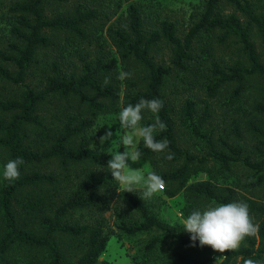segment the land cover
<instances>
[{"label":"trees","instance_id":"obj_1","mask_svg":"<svg viewBox=\"0 0 264 264\" xmlns=\"http://www.w3.org/2000/svg\"><path fill=\"white\" fill-rule=\"evenodd\" d=\"M49 1L57 3L64 0H14L9 11L13 21L11 33L16 41L9 43L8 50H0V61L14 67L12 70L0 64V79L20 92L12 98L0 97V148L7 151L10 160L20 157L25 161L19 169L20 178L7 180L0 187V212L3 220L0 261L9 264L6 255L11 246L21 243L46 250L50 264H94L105 251L110 239V235L104 232L103 221L98 216L95 223L76 224L67 218L76 210L101 215L119 188L107 167L112 155L92 148V138L85 136L97 114L114 108L120 100V86L113 78L118 70L119 59L115 56L107 58L104 53L94 55L89 48L84 50L86 53L70 48L65 53L51 54L48 61L50 68L42 82L35 85L27 82L38 51L56 45V42L51 41L48 31L69 30L84 37L86 28L97 19L95 10H83L80 6L66 15L49 16ZM257 1L206 0L200 18L187 31H181L177 22L169 18H148L140 2L132 0L128 7L126 28L115 32L114 44L121 61L124 65H135L139 74L137 88L125 96V107L128 104L135 105L141 98H158L163 101V108L158 115L167 128L155 133V138H166L170 142L168 149L153 152L145 147L143 141L138 149L142 154L140 160L161 158L163 162H182L180 167L171 172H156L165 181V194L168 197H174L184 190L188 201L207 198L218 204L235 202L236 194L232 188L220 187L210 180L189 184L192 178L203 172L210 174L208 165L211 162L218 163L224 170H230L233 164L242 163L258 173L264 172V160L254 161L244 154L242 146L230 144L226 140H221L224 150L216 148L209 141L210 147L205 155L192 154L183 149L177 142L172 111L164 93V85L175 69H189L198 38L203 33H215L216 30L223 32L219 38L222 41H226L230 35L240 39L239 43L250 61V67L236 65L225 70L214 63V73L218 78L209 86L212 97L223 84L235 81L238 86L234 94L238 98L244 90L245 76H264V63L252 40V27H257L264 39V11L257 6ZM223 5H229L235 11L224 16ZM238 11L247 18L245 25ZM162 50L168 51V59L163 58ZM106 77L109 83L104 85ZM134 85L131 83L132 87ZM54 96L78 98L84 105V115L86 113L90 117H83L82 113L69 114L65 120L58 117L48 122L43 108ZM186 109L192 114L193 104L188 103ZM257 109L264 113V104L257 105ZM143 117L144 126L154 122V119H147L145 114ZM250 127L264 137L262 126L251 123ZM28 131H34V137L30 140ZM262 143L264 145V140ZM170 153L172 159L167 158ZM54 161L60 162L62 166L63 172L59 176L39 170L41 166ZM74 165L94 168L75 184L69 169ZM100 168H104V171L100 172ZM63 183L67 184L64 188ZM60 185L63 188L61 190ZM126 201L139 212L142 221L130 225L121 222L119 227L124 233L135 235L156 229L166 238L192 246L191 235L184 236L176 227L152 214L140 196L128 195ZM192 211L188 210L184 215L187 217ZM57 234L82 239L86 249L76 262L66 259L54 240ZM258 235L264 240V219L259 224ZM245 240L247 245L243 248L223 253L224 259L219 264H230L239 257L242 258V264H245L247 259L256 256L259 251L256 246L257 235L246 237ZM160 241L159 237L154 238L146 249L151 251ZM195 246L209 252L215 251L207 245L201 247L199 240ZM191 264L214 262L206 258L194 260Z\"/></svg>","mask_w":264,"mask_h":264},{"label":"rangeland","instance_id":"obj_2","mask_svg":"<svg viewBox=\"0 0 264 264\" xmlns=\"http://www.w3.org/2000/svg\"><path fill=\"white\" fill-rule=\"evenodd\" d=\"M14 0H0V50H8L9 43L15 42L16 38L11 33L13 26L12 15L9 8ZM132 0H64L63 2L49 1L47 13L49 16L55 14L66 15L77 7L83 10H95L97 19L85 30V36L69 30H50L48 34L56 45L51 48H42L38 51L36 61L29 70L27 82L32 85L42 82L50 68L48 61L51 54L64 52L67 49L84 50L89 48L94 55L106 54L107 58L118 57V70L113 74L114 81L120 86L121 97L114 108L101 111L93 120V125L86 132L87 138H92L91 147L103 152H123L121 138L125 130L121 128L118 115L125 107V96L133 92L137 87L138 68L135 65H124L116 50L115 32L125 29L128 23V7ZM143 7L144 15L148 18L165 19L169 18L177 22L181 31H187L201 16L205 10L206 0H137ZM257 6L264 11V0L257 1ZM224 16L233 13L235 10L229 5H223ZM244 25L247 18L238 11ZM223 32L216 30L215 33H203L195 43L194 59L186 71L175 69L168 77L164 85L166 101L172 111V118L175 123V132L178 144L192 154L205 155L209 150V141L215 147L224 150L221 140L230 144L240 145L244 154L252 157L254 161L264 160L263 136H260L250 127L251 123L264 128V113L257 109V105L264 104V76L247 75L244 79V90L241 95L235 97V89L238 83L230 81L212 97L209 86L218 78L214 73V63L219 64L225 70L236 65L250 67V61L242 50L239 38L230 35L226 41L219 39ZM252 40L260 60L264 63V39L261 37L257 27H252ZM69 47V48H67ZM163 58L168 59V51L162 50ZM69 58L68 54H65ZM162 57H160L161 59ZM0 64L14 70V67L0 61ZM121 71L132 73V77L124 80L119 79ZM131 83L135 85L132 87ZM133 85V84H132ZM20 92L14 86L0 79V97L12 98ZM97 98H99L97 96ZM193 104L192 114L188 113L186 105ZM110 106V104L108 105ZM44 114L48 122L60 117L61 120L68 118L69 114H83V117H90L85 113L84 105L76 97L54 96L44 106ZM143 114L149 120L155 119V115L145 111ZM60 123V122H57ZM141 126L143 121L140 122ZM111 125V126H109ZM111 130L113 136L103 145L100 137ZM29 140L34 137V131H28ZM114 141V142H113ZM142 141V139H141ZM140 141V142H141ZM140 145V143H139ZM138 145V147H139ZM111 154V153H110ZM6 150L0 148V187L7 181L3 178L5 164L9 161ZM133 169H139L147 173L154 171L158 173L171 172L181 166L182 162H163L161 158L140 160L137 162L128 161ZM93 166L74 165L69 167L75 184L81 177L93 169ZM211 173L203 172L192 178L189 182L210 180L220 187H229L235 190V202H245L249 206L250 216L254 224H260L264 219V172L258 173L242 163L233 164L230 170H224L218 163L211 162L208 165ZM42 173H54L59 176L63 172L60 162H49L41 166ZM104 171V168L101 170ZM74 184V183H73ZM69 185L66 190L72 186ZM63 188L67 184H62ZM60 185V190L63 189ZM165 188L156 193L151 199L142 200L146 203L152 214L157 215L163 222L176 227L184 236L191 234L183 230L181 220L188 210L204 211L209 206L219 205L213 200L199 198L196 201H188L186 192L180 191L174 197L165 194ZM141 188L137 186V192H124L118 188L114 193L109 207L100 215L87 210H76L68 215L67 220L76 224L95 223L100 216L104 224V232L110 235L107 247L99 257L104 264H191L194 260L211 258L214 264H219L224 259V254L217 251L209 252L196 246H185L173 238H166L161 231L156 229L143 233L128 235L120 229V223L134 224L141 222L142 217L138 211L133 209L126 201L128 195L140 196ZM122 192L125 194L122 195ZM113 195V194H112ZM141 198V197H140ZM3 220L0 212V234L2 233ZM36 228V227H35ZM256 256L249 259L261 260L264 262V240L258 233ZM159 237L158 245L148 251L147 245ZM55 242L66 255V259L76 262L86 247L82 239H74L68 235H55ZM247 245L244 240L240 246ZM6 260L9 264H50V257L46 250L34 248L21 243H14ZM0 264H5L0 261ZM96 264V263H94ZM230 264H242V258L233 260Z\"/></svg>","mask_w":264,"mask_h":264},{"label":"clouds","instance_id":"obj_3","mask_svg":"<svg viewBox=\"0 0 264 264\" xmlns=\"http://www.w3.org/2000/svg\"><path fill=\"white\" fill-rule=\"evenodd\" d=\"M132 73L121 71L119 79L131 78ZM109 83L106 77L104 85ZM163 108V101L141 98L135 105L128 104L118 115L121 128L125 130L121 141L125 150L110 152L112 158L108 162V169L114 180L124 192H137V186L141 188L140 197L142 200L151 199L156 193L164 188L165 181L154 171L147 173L130 167L128 161H140L141 152L138 145L142 139L145 147L153 152H164L169 147V141L165 138L157 140L155 133L165 131L167 125L160 119L158 113ZM151 112L155 115L154 122L141 126L144 119L143 113ZM111 126V125H109ZM113 136L111 130L100 137L103 145ZM114 142V141H113ZM172 159L170 153L167 156ZM25 163L23 158L9 160L3 171V178L9 181L20 178V166ZM183 230L191 234L192 246L199 240L201 247L207 245L219 253H226L238 250L246 237L255 236L259 231V225L253 223L249 213V206L245 202H232L209 206L206 210H194L186 218L181 220ZM245 264H264L259 260L247 259Z\"/></svg>","mask_w":264,"mask_h":264},{"label":"water","instance_id":"obj_4","mask_svg":"<svg viewBox=\"0 0 264 264\" xmlns=\"http://www.w3.org/2000/svg\"><path fill=\"white\" fill-rule=\"evenodd\" d=\"M96 264H104V263H102L101 260H98V261L96 262Z\"/></svg>","mask_w":264,"mask_h":264}]
</instances>
